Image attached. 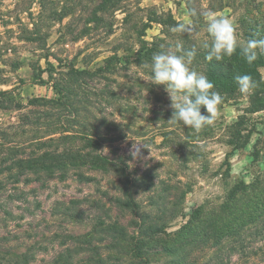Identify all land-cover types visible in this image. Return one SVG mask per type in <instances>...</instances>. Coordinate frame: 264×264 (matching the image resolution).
I'll return each mask as SVG.
<instances>
[{
    "label": "rangeland",
    "instance_id": "obj_1",
    "mask_svg": "<svg viewBox=\"0 0 264 264\" xmlns=\"http://www.w3.org/2000/svg\"><path fill=\"white\" fill-rule=\"evenodd\" d=\"M83 3L91 6L88 2ZM72 5L54 0L53 6L57 10L62 6L72 8L71 14L57 20L52 19L48 11L39 12L36 0H0V91L14 89L17 100L23 103L19 110L0 109V131L12 133L14 129L10 127L20 113L45 110L43 105L29 106L28 101L33 97L54 95L51 80L55 74H50L45 64L49 60L57 65L52 56L64 62L57 68L59 71H65L69 63L74 68L93 71L104 65L107 58L134 55L143 41L150 43L165 38V47H162L165 51H173L183 33L171 29L173 38L164 35L167 27L161 22L168 14L176 21L192 22L194 31L191 34L198 47L210 39L202 15L205 11L233 22L237 44L245 46L248 39L264 37V0H128L124 4L126 8L108 10L104 20L95 25L85 22L86 8L77 9ZM83 26L87 30L81 31ZM32 64L45 69L41 75L45 84L39 83V72L32 69ZM258 71L264 81V67H259ZM72 86L80 94V97H74L75 107L78 105L79 109L73 116L62 108L65 118L73 119L65 123L66 129L82 134L79 122L88 118L106 139L101 150L108 156L121 157L128 174L139 183L152 180L160 185L170 182L187 190L181 215L171 220L168 232L177 230L188 214L198 207L205 212L218 210L235 182L250 183L255 176L264 173V107L255 110L254 101L260 94L255 95L254 90L250 95L237 91L229 99L222 96L214 122L195 132L182 123L174 124L169 120L173 110L165 86L152 83L151 76L133 64L116 62L111 72L102 76L84 75ZM40 121L25 126L28 131L20 138L25 139L33 132L40 133L39 128L48 123L44 119ZM239 135L246 142L235 148L232 141ZM3 140L0 135V141ZM89 173L97 177L102 190L113 194L117 179L112 171ZM47 186L39 187L38 181L24 186L39 187L41 209L32 221L35 220V228L43 235L30 240H9L10 247L22 250L33 240L49 236L54 227L44 225L41 218L55 219L73 233L90 228V217L84 222L51 217V203L55 199L86 196L102 199L107 207L110 206L106 195L102 196L97 190L96 183H80L74 176L64 181L52 178ZM143 186H137L135 197L144 209H148L153 190ZM85 210L91 214L100 213L91 207ZM110 215L115 217L116 211L111 209ZM13 229L9 227L10 231ZM0 235H7V230L0 227ZM263 244L264 240L258 241L256 246ZM37 256L35 264H42L45 255L41 252ZM192 258L194 264H264L262 252L254 256L216 258L214 248L208 247L195 250Z\"/></svg>",
    "mask_w": 264,
    "mask_h": 264
},
{
    "label": "trees",
    "instance_id": "obj_2",
    "mask_svg": "<svg viewBox=\"0 0 264 264\" xmlns=\"http://www.w3.org/2000/svg\"><path fill=\"white\" fill-rule=\"evenodd\" d=\"M63 1L77 9L86 8L83 13L85 22L95 25L104 20L108 10L126 8L124 4L128 0ZM36 3L39 12H50L52 19L61 20L71 14V7L62 6L57 10L53 6L54 0H36ZM179 23L168 14L167 19L161 22L167 27L164 35L173 38L175 35L170 30ZM84 30H87L86 26L81 28ZM165 41V38L150 43L143 41L134 55L107 58L104 65L93 71L74 68L70 63L65 71H59L57 68L64 64L61 58L52 56L57 65L46 60L48 72L55 74L51 80L54 95L33 97L28 101L29 106L43 105L45 110L32 109L20 113L16 123L10 127L14 129L12 133L0 131L4 138L0 141V227L7 230V235H0V264H35L41 252L45 255L42 264H194V251L204 247L214 248L216 258L254 256L261 252L264 255V244L256 246L258 241L264 240V173L255 176L250 183L243 180L235 182L218 210L205 212L198 207L188 214L177 230L168 232L171 220L181 215V204L187 190L170 182L160 185L152 180L139 183L128 174L121 157L108 156L101 150L106 139L88 118L79 122L82 134L65 128V123L73 119H66L62 108L73 116L79 109L78 105L75 107L74 97H80V94L72 86L76 79L80 80L84 75H105L113 70L116 62L121 61L125 65L133 64L151 76L145 65L151 63L155 53L165 51L162 47H165ZM177 42H181L185 49L197 47V55L190 68L205 74L214 84L213 90L225 98H231L238 91L234 76L250 75L256 82L255 95L260 94L254 101L255 110L264 107V81L258 71L259 67H264V52L257 50V60L248 64L241 54L244 46L237 44L231 57L208 61L205 59L206 51L196 45L191 33H183ZM32 69L39 72V83L45 84L41 76L45 69L37 64H32ZM17 97L14 89L0 91V109H21L23 103ZM204 111L202 107L201 112ZM40 119L48 122L44 124V130L39 128L40 133L33 132L21 139L28 131L25 126L41 123ZM245 142L239 135L232 144L237 148ZM91 171H112L117 179L113 194L102 190L97 177L89 173ZM72 176L80 183H96L97 190L102 192V196L106 195L110 206L107 207L102 199L86 196L55 199L51 203V217L77 222L87 221L90 217V228L82 233H73L55 219L46 221L41 218L44 225L54 227L49 236L33 240L22 250L10 247L7 244L9 240H30L43 235L35 228V220L32 221L42 204L38 199V188L48 187L52 178L64 181ZM33 181H38L39 187H24ZM143 184L145 189L153 190L148 209H144L135 197L137 186ZM86 207L100 213H87ZM111 209L116 211L115 217L110 215ZM17 229L21 230L16 232Z\"/></svg>",
    "mask_w": 264,
    "mask_h": 264
},
{
    "label": "clouds",
    "instance_id": "obj_3",
    "mask_svg": "<svg viewBox=\"0 0 264 264\" xmlns=\"http://www.w3.org/2000/svg\"><path fill=\"white\" fill-rule=\"evenodd\" d=\"M202 15L206 20V32L210 37L200 45L206 51L205 59L221 61L225 57H231L237 49V35L233 22L227 17H217L208 11ZM172 30L181 33L194 31L190 20H184ZM257 50L264 52V37L248 39L242 48L241 54L248 64L257 60ZM196 55V46L185 49L181 42H177L173 51L155 53L151 63L145 67L150 69L152 83L165 86L170 98L169 106L173 110L169 120L200 132L214 122L223 97L218 91L213 90L215 86L205 74L190 68ZM233 79L242 95H250L256 87V82L250 75H236ZM202 107L204 113L201 112Z\"/></svg>",
    "mask_w": 264,
    "mask_h": 264
}]
</instances>
